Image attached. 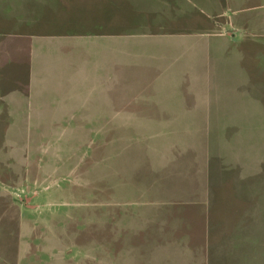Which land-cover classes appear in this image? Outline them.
I'll return each instance as SVG.
<instances>
[{
	"label": "rangeland",
	"instance_id": "obj_1",
	"mask_svg": "<svg viewBox=\"0 0 264 264\" xmlns=\"http://www.w3.org/2000/svg\"><path fill=\"white\" fill-rule=\"evenodd\" d=\"M160 1L0 0V264H264V0Z\"/></svg>",
	"mask_w": 264,
	"mask_h": 264
},
{
	"label": "crops",
	"instance_id": "obj_2",
	"mask_svg": "<svg viewBox=\"0 0 264 264\" xmlns=\"http://www.w3.org/2000/svg\"><path fill=\"white\" fill-rule=\"evenodd\" d=\"M128 1V4L132 7V8H134V9H136V11H137V9H139L138 11L140 12V13H144V14H150L149 12H148V10H151V9H154L153 7H155L153 4H148V0H145V2L143 3V2H141V0H130L131 2V4L129 3V0H127ZM166 1H169V2H176V3H182L181 2V0H161L160 1V4H158V5H156V9L155 10H157L159 13H163L162 15H164V17H166V16H170L169 17V20H171V15H173V9L169 6V4L168 3H166ZM225 1H227V0H225ZM138 5H139V7H138ZM190 5H191V3H190ZM190 5H187V6H190ZM222 5H224V2H220V0H215V4H214V6L213 7H208L210 10H208V11H203L202 12V14L204 13V14H206L207 16H211L212 15V12H214V11H216L217 12V9L218 8H220V10H219V12L220 13H222V14H225V12H224V9H222L223 8V6ZM157 7H159V8H157ZM224 8H227V7H224ZM228 9V8H227ZM223 10V11H222ZM222 11V12H221ZM177 12H179L180 13V15H189L188 17H190V15H193V13L194 12H196V10L195 9H192L191 7H189L188 9H183V10H181V11H179V10H177ZM184 17V16H183ZM182 17V18H183ZM177 19H179V18H174V20H177ZM165 20V19H164ZM159 21H161V19H159ZM206 36V35H205ZM204 36V37H205ZM209 37V36H208ZM115 38H117V37H115V35H114V42H115V46H116V44L118 43V41H117V39H115ZM210 38V37H209ZM212 38V37H211ZM78 41H83V40H78ZM219 40H215L214 39V46L215 47H217V48H221V46L219 47ZM77 44V43H76ZM84 44V43H83ZM34 45H36L35 43H34ZM77 45H81L80 43H78ZM73 46H75V45H73ZM72 50V49H71ZM65 52H68L67 50H65ZM226 52V51H225ZM82 59V57H78V59H77V61H78V64H79V68H80V66L83 64V59ZM81 64V65H80ZM123 64H125V63H123ZM120 65H121V63H120ZM23 66H26V65H24L23 64ZM84 74H86V73H84ZM83 77V76H82ZM30 80H31V75L29 76V79H28V81H26V85H27V87H25V88H23L22 90H21V92H23V94L26 96V94H27V92H28V89H29V86H30V84H29V82H30ZM78 80H79V78H78ZM81 89L82 88H80V89H78V93H82V91H81ZM11 89H6V91H5V93L6 92H8V95L9 94H11L12 93V91H10ZM123 96H125V94L123 95ZM123 96H118V100L116 99V97H115V95L113 96V98H112V102H113V108L111 109L112 110V116H113V118H114V120H115V118H116V116H117V114H120V112H136V111H138L140 108H142V106L144 105H142L138 110H136L134 107H133V105H131V102H132V100H131V98H132V96H127L128 97V99L126 100V99H124V98H122ZM6 97V96H5ZM27 98V97H26ZM73 99V98H72ZM134 101H135V99H134ZM144 103V102H143ZM29 106V108L30 109H33V110H31L30 112H34V110H35V107L34 106H30V105H28ZM8 108L6 109V110H8V115L10 116V114H12L14 111L12 110V108L11 107H9V106H7ZM24 107H20L19 109H23ZM76 110H78V111H84V110H87V109H85V106H84V104L83 105H78L77 106V108H76ZM1 111V110H0ZM23 112V111H22ZM64 112V111H63ZM24 113V112H23ZM16 115V114H15ZM67 116H71V117H73V116H75V114H74V112L72 111V113H70V115H69V113H67L66 114ZM65 115V116H66ZM8 116V117H9ZM12 116H14V115H12ZM11 117V116H10ZM231 121V124L232 125H237V126H240L241 124H240V122L239 121H233V120H230ZM45 126V125H44ZM41 128H42V126H41ZM40 129V128H39ZM167 130V129H166ZM160 131V130H159ZM168 132H170L171 134H175V135H177V130L174 128V131H170V130H167ZM201 132H203V136L201 137V138H203V143H202V145L201 146H203V147H201L200 149L201 150H203V152H204V154L202 155V157L206 154L205 152H207L210 156L212 155V154H216L215 153V151H212V149H216V147L215 146H212V144H211V136H210V133H211V131H209V130H201ZM223 134V133H222ZM235 134V133H234ZM183 137H184V134L182 133V139H183ZM176 138V137H175ZM174 138V139H175ZM212 148V149H211ZM196 156V155H195ZM205 157V156H204ZM204 161H205V158L203 159ZM203 161V162H204ZM199 163H200V161H199ZM197 164V172L195 171L194 173H193V177L196 175V181H199V179L201 178V176H205V175H207L206 174V168H203V166L201 167V165L203 164ZM203 169H205L204 170V173H203ZM206 177V176H205ZM202 179V178H201ZM247 213H248V210H247ZM210 260H211V257L209 256L208 257Z\"/></svg>",
	"mask_w": 264,
	"mask_h": 264
}]
</instances>
